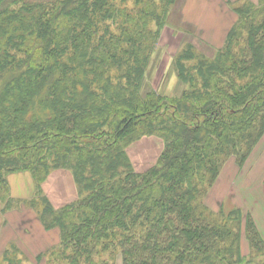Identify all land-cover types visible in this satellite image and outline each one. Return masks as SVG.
Listing matches in <instances>:
<instances>
[{
    "label": "trees",
    "instance_id": "trees-1",
    "mask_svg": "<svg viewBox=\"0 0 264 264\" xmlns=\"http://www.w3.org/2000/svg\"><path fill=\"white\" fill-rule=\"evenodd\" d=\"M175 2L0 0V201L59 229L37 260L264 264L252 212L206 201L224 165L243 167L264 137V0L235 5L211 57L191 43L174 57L179 93L143 94ZM153 137L155 162L141 169L128 149ZM60 170L76 196L58 204L45 187ZM20 172L34 180L31 198L11 196ZM11 246L0 261L24 264Z\"/></svg>",
    "mask_w": 264,
    "mask_h": 264
},
{
    "label": "rangeland",
    "instance_id": "rangeland-1",
    "mask_svg": "<svg viewBox=\"0 0 264 264\" xmlns=\"http://www.w3.org/2000/svg\"><path fill=\"white\" fill-rule=\"evenodd\" d=\"M245 2L258 4L259 0H176L168 23L162 29L155 44V51L146 75V85L142 89L143 94L151 89L169 96L179 93L181 82L173 65L174 57L189 43L193 44L196 50L211 57L219 47L223 46L229 29L238 18L234 11L235 5ZM158 141L162 140L158 137L141 140L128 149L135 163L141 161L138 163L141 169L155 162L154 158L159 151L157 150ZM26 173L30 175L29 172ZM263 179L264 137L243 167H239L232 159L224 165L206 201L214 210L221 208L229 210L233 207H241L244 211L250 210L264 234ZM32 211L37 217L36 212ZM10 226H14L13 237L8 236ZM37 228L51 234L41 235L37 233ZM0 229L5 232L1 238L0 255L7 248L12 247V244H16L27 255L25 258L19 251L18 256L23 259L24 264H58L51 258L50 253L44 254L45 258L42 256L43 258L39 260L37 255L59 244V229L46 230L39 219L27 217V213L25 214L23 210L3 211L1 201ZM27 229L36 235L34 243L27 241L25 236ZM37 240L40 241V246L36 247ZM242 248L245 255L250 252L249 243L244 237ZM105 258L109 259L107 264L112 263L108 255H105ZM0 264H3V261H0ZM115 264H122V258L118 254H116Z\"/></svg>",
    "mask_w": 264,
    "mask_h": 264
},
{
    "label": "crops",
    "instance_id": "crops-1",
    "mask_svg": "<svg viewBox=\"0 0 264 264\" xmlns=\"http://www.w3.org/2000/svg\"><path fill=\"white\" fill-rule=\"evenodd\" d=\"M9 183L11 187V196L19 199H28L33 197L34 193V180L26 172L15 173L9 176ZM47 190V191H46ZM45 191L52 194V200L56 203H64L68 200H72L76 196V188L73 175L69 171L60 170L51 176L49 182L46 184ZM55 192V196H54ZM51 197V196H50ZM18 210V209H17ZM13 211V210H11ZM26 213V211H23ZM38 232L41 235L51 234L45 231H42L40 228H37ZM14 226H10L8 233L10 237L14 235ZM4 230L0 229V244L2 243V236L4 235ZM7 236V235H6ZM27 241L34 243V238L36 235H33L32 232H29V229L26 231ZM40 246V241L37 240L36 247Z\"/></svg>",
    "mask_w": 264,
    "mask_h": 264
}]
</instances>
